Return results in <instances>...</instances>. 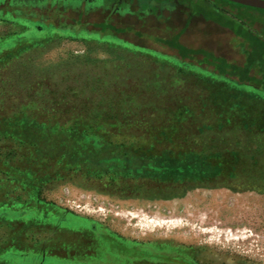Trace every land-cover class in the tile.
Here are the masks:
<instances>
[{
    "label": "trees",
    "instance_id": "16d2710c",
    "mask_svg": "<svg viewBox=\"0 0 264 264\" xmlns=\"http://www.w3.org/2000/svg\"><path fill=\"white\" fill-rule=\"evenodd\" d=\"M181 2L171 0L170 4L175 6ZM119 5L109 6L107 9L96 7L85 9L83 3L69 5L60 0L40 4L0 0V21L14 23L22 29L26 28L22 32L15 31L0 36V208L9 212L7 217L0 219V223L4 222L17 229V232L20 226L19 231L24 234L23 239L27 238L31 242L29 246L27 242L21 240L22 238L14 237L15 240L11 243H5L6 247L0 250V264H8L7 259L12 256L22 259L35 257L34 260H28L29 264H164L171 263L172 256L179 257V261L183 263L194 264L192 256L190 257L184 247L166 242H143L124 238L101 223L44 200L43 194L59 185V182H64L70 175L79 176L88 182L110 176L112 181L102 183V186L106 188L111 186L112 195L127 199H152L151 196L142 194L143 187L150 181L159 184L189 182L190 175L176 174L179 168L176 161L180 159L174 161L166 157L159 159L152 157L158 156V153H153L151 147L136 149L133 144L116 143L112 139L111 130L144 127L147 129L153 124V129H172V125L185 120L187 117L179 110L172 112L171 116L165 114L162 101L163 95L178 91L181 84L174 79L179 76L183 79L188 77L185 73L187 68L183 67L195 71L193 74L197 78L202 77L201 81H193L202 92L201 97L194 99L201 111L207 108L215 109L213 112L217 115L225 109L224 104H216L217 101L226 105L229 102H238L239 108H231L230 114H233V117L241 115V112L249 115L251 110L248 108L251 109V104L255 105L253 99L255 97L252 94L259 92L264 95V43L259 47L258 36H253L254 39L250 40L251 44L248 46L250 50L252 49L249 64L233 65L230 68L225 67L223 61L213 66L208 60H200L202 52L199 51L203 48L192 49L182 45L179 41L181 36L178 35L171 41L168 40L170 43L166 46L162 42L156 45L159 48L171 49L173 51L171 54L165 55L154 50L158 56L171 59L178 65L177 69H168L161 64L159 67L149 69L147 73L141 71L139 77H134L133 81L137 83L131 84L132 89L124 87L114 96L106 95L100 100L93 98L92 94L81 97L80 85L70 84L69 74L59 73L60 80H54V71L62 66L39 69L14 65L13 61L21 58L26 51L37 50L56 42L59 36L50 37L52 29L79 33L80 31L76 32L73 29L82 26L80 30L86 31L98 40L123 42L135 47L145 46L136 41L144 43L148 41L126 31L127 27L132 26L128 23H134L137 27L140 23L132 18L130 10L120 12ZM144 7L148 9V6ZM246 8L264 14V10ZM69 16L72 18L69 19ZM105 17L110 18L111 22L106 23ZM154 23L153 19L146 22L148 26L152 24L151 27L156 25ZM216 28L223 29L217 26ZM234 33L232 31V34ZM195 56L197 59H194ZM220 58L228 62L227 58ZM190 59L197 63L192 64ZM133 71L139 72V68L129 67L126 71L118 67L114 70V76H127ZM165 72L174 73L173 77H170L172 82L166 81ZM102 74L104 73H101V76ZM216 83H227L240 88L243 94L238 95L231 90L229 99L220 101L214 94L217 89ZM85 85L91 90H98L97 80ZM150 95L155 96V99L153 97L151 99ZM261 111L256 110L252 113L258 114ZM261 115L258 123L262 119L264 123V112ZM230 116L226 115V119ZM220 118L225 119V116ZM163 123L167 124V127L161 126ZM46 127L58 128L57 132L73 137L76 141L71 143L70 150H63L62 144H57V147L53 145L51 148L48 147L49 144H42L39 134H49L54 129L34 128ZM211 131L212 129H196V135L203 138ZM111 147H119L117 148L119 153L108 158ZM174 152L177 156L207 155L208 161L212 162L213 172H221L231 178L244 170L243 162L248 158L246 151L242 149L220 153H205V149L184 151L181 149ZM134 158L136 160H133ZM256 163L257 161H254V164ZM7 187L25 190L30 200H21L20 196H15L14 193L3 194L5 192L1 190ZM176 195L180 193H173L171 196ZM14 210L17 214L13 213ZM28 220L38 227L27 232L24 226ZM44 232H47L48 236L35 241V236L40 237ZM94 244H99L102 250L108 253L106 258L97 255ZM111 244L114 245V249L110 248ZM113 254H116L121 262L111 260Z\"/></svg>",
    "mask_w": 264,
    "mask_h": 264
},
{
    "label": "rangeland",
    "instance_id": "374dc122",
    "mask_svg": "<svg viewBox=\"0 0 264 264\" xmlns=\"http://www.w3.org/2000/svg\"><path fill=\"white\" fill-rule=\"evenodd\" d=\"M16 1L23 4L55 2V0ZM60 1L69 5L83 3L85 9L88 7L107 9L109 6L119 5L112 3L113 0ZM170 1L131 0L119 5L120 12L130 10L132 18L140 23L138 27L134 23H128L134 27H127L126 31L139 39L148 41V43L136 41L145 46L135 47L123 42L98 40L86 31L80 30L82 26L73 29L76 32L80 31L79 33L52 29L50 37L59 36L56 42L37 50L26 51L21 58L13 61L14 65L39 69L62 66L54 71V80H60L59 73L69 74L70 80L67 79V81L72 85H80L81 97L92 94L93 98L100 100L106 95L114 96L124 87L132 89L131 84L137 83L133 79L139 77L141 71L147 73L149 69L159 67L161 64L168 69H177L178 65L171 59L158 56L154 50L163 52L165 55L171 54L173 52L171 49L159 48L156 45L162 42L166 46L173 37L178 35L181 36L179 41L182 45L192 49L203 48L199 51L202 52L200 60H208V63L213 66L223 61L225 67L230 68L233 65L247 66L249 64L252 49L250 50L248 46L251 44L250 40L254 39L253 36H258L259 47L264 43V14L257 10L226 0H181L186 7L182 16L180 11L173 12L174 6L170 4ZM144 6H148V9H144ZM27 19L31 18L27 17ZM148 19H153L156 25L148 26L146 24ZM104 21L111 22L107 17ZM23 29L14 23L0 21V36L15 31L22 32ZM231 30L235 33L232 34ZM156 35L163 38H158ZM135 53L137 55H134ZM220 57L227 58L228 62ZM254 58L256 59L257 56ZM194 59H197L196 56ZM194 59H190L192 64L196 62ZM134 66L139 68V72L133 71L127 76H114V70L118 67L127 71L129 67ZM183 68H187L185 73L188 77L183 79L179 76L174 79L181 84L178 91L163 95L162 101L165 114L171 116L172 112L179 110L187 117L185 120L176 124L177 126L172 125V129L165 128L167 124L163 123L161 126L165 129H153V124L147 129L145 127L143 129H113L111 133L116 143L133 144L136 149L151 147L153 153H158V156L152 157H166L173 161L180 159L176 161L179 167L176 174L190 175L189 182L159 184L150 181L143 187L142 194L151 196L152 199H127L112 195L111 186L109 188L102 186V183L112 181L110 176L98 181L93 180L92 183L82 180L79 176L70 175L64 182H59V185L45 192L44 200L101 223L124 238L143 242H166L184 247L190 257L192 256L194 264H264L263 119L258 123L264 112V95L259 92L252 94L255 97L253 98L255 105L251 104V109L248 108L251 110L249 115L241 112V115L237 114L233 117V114H230L231 108H239L238 102H229L226 105L217 101L216 104H224L225 108L217 115L213 112L215 109L207 108L201 111L194 99L201 97L202 92L193 81H201L202 77L197 78L193 74L195 71L188 70V67ZM101 73L104 74L101 76ZM173 75L172 72H165L168 83L173 81L170 78ZM96 80L98 81L97 91L86 87L85 83ZM114 83L116 85H113ZM216 88L215 98L220 101H227L231 90H234L235 94H243L240 88L227 83H216ZM252 95L250 94L251 97ZM152 97L155 99V96L150 95L151 99ZM256 110H262L259 112L261 114L252 113ZM226 115H231L232 118L227 117L228 121ZM224 116L225 119L220 118ZM57 129L49 134H39L41 143L49 144L50 148L53 145L57 147V144H62L63 150H70L71 143H75L73 141L76 140L71 136L68 137V134L63 135L57 132ZM196 129H212V131L209 135L199 138L196 135ZM117 148L119 147H111L108 158L119 153ZM181 149L183 151L205 149V153L242 149L246 151L248 158L243 162L244 170L231 178L221 172H213L212 162L208 161L207 155L177 156L174 151ZM254 161L257 163L254 164ZM1 191L6 195L11 193L15 196L19 195L21 200H30L29 194L20 188L7 187ZM173 193H180V195L171 196ZM153 197H160V199ZM13 213L17 214V211L14 210ZM8 214L7 210L0 208V219L7 217ZM37 227L31 220H28L24 226L27 232ZM19 228L20 226L17 232V229L4 222L0 223V250L6 247L5 243L15 240L14 237L24 240V234H21ZM46 236H48L47 232L40 237L35 236V241H40ZM24 242L31 246L27 238ZM109 246L111 249L115 248L113 244ZM94 249L100 258L107 257L108 253L103 251L99 244H94ZM111 258L114 262H121L116 254L111 255ZM31 259L34 260L35 257L29 256L22 259L12 256L7 259V263L29 264L28 260L31 261ZM170 260L171 264H186L179 261V257L172 256ZM123 262L126 261L123 260Z\"/></svg>",
    "mask_w": 264,
    "mask_h": 264
},
{
    "label": "water",
    "instance_id": "95a60500",
    "mask_svg": "<svg viewBox=\"0 0 264 264\" xmlns=\"http://www.w3.org/2000/svg\"><path fill=\"white\" fill-rule=\"evenodd\" d=\"M238 5L264 10V0H226Z\"/></svg>",
    "mask_w": 264,
    "mask_h": 264
},
{
    "label": "flooded vegetation",
    "instance_id": "af4514ba",
    "mask_svg": "<svg viewBox=\"0 0 264 264\" xmlns=\"http://www.w3.org/2000/svg\"><path fill=\"white\" fill-rule=\"evenodd\" d=\"M127 0H113V2L112 3H114V4H119V3H122V2H126ZM174 9H173V12L175 11V12H177V11H180L181 12V14H182V16H184L183 15V11L186 9V7L184 6V4L182 5L181 3H179V4H176L174 7H173ZM150 264H155V263H150ZM164 264H171V263H164Z\"/></svg>",
    "mask_w": 264,
    "mask_h": 264
}]
</instances>
